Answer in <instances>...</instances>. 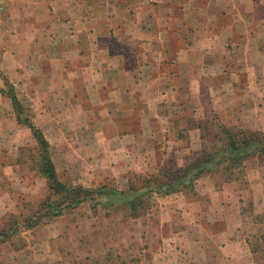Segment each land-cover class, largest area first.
<instances>
[{"label": "crops", "instance_id": "1", "mask_svg": "<svg viewBox=\"0 0 264 264\" xmlns=\"http://www.w3.org/2000/svg\"><path fill=\"white\" fill-rule=\"evenodd\" d=\"M3 79L12 82L43 131L56 171L54 145L78 144L81 164L108 166L114 175L128 170L116 178L124 189L133 173L164 172L165 160L187 157L189 145L205 142L198 124L206 111L203 96L213 112L236 118L253 107L263 120L264 0H0V87ZM2 94L0 226L8 209L19 213L11 191L46 185L42 174L34 169L40 176H33L17 159L31 130L17 121ZM20 132L28 134L25 140ZM7 157L13 162H5ZM63 158L73 156L66 151ZM199 178L195 192L155 193L144 215L130 217L125 210L124 217L135 222L156 212L157 228L167 227L157 233L158 264H258L241 231L231 181L214 188ZM85 202L91 208L89 200L76 206ZM109 210L99 205L92 218ZM52 226L29 228L21 247L12 242L18 234L1 242L0 264H48L45 256L53 252L36 245L54 249L51 242L60 232ZM38 229L50 232L43 238ZM129 231L142 238L135 226Z\"/></svg>", "mask_w": 264, "mask_h": 264}, {"label": "rangeland", "instance_id": "2", "mask_svg": "<svg viewBox=\"0 0 264 264\" xmlns=\"http://www.w3.org/2000/svg\"><path fill=\"white\" fill-rule=\"evenodd\" d=\"M2 81L3 87H7L6 81L11 82L9 79H3ZM3 96L6 99V107H11L8 96ZM202 99L204 101L203 107L206 108V111L203 117L199 118L198 124L200 125V135L203 137V141L208 142L214 139L213 134L216 132V123L218 120L236 127L261 131L264 136V118L260 120L259 115L257 113L255 114L253 111V107H244L245 110H240L236 118H233V116L232 118H228L222 111L219 113L215 112L217 109H215L214 112L211 111L209 108L212 107L211 101L206 96H203ZM262 99L264 101V96ZM23 101V104L27 102V100ZM24 111L27 114L28 112L30 113L29 107L25 104ZM214 113L218 115L217 119ZM240 120L242 122H240ZM21 124L25 127L24 129H27L25 124ZM20 135L23 136L25 140V136L28 134L20 132ZM28 138V144L21 146V155L18 156L17 159L20 158V162L23 166L31 167L30 171L33 176L37 174L39 177L40 175L34 172L36 168L33 165V157L36 153V146L31 133L28 135ZM78 146V144L65 145L64 149L61 143L54 145V156L57 166L60 169V171L57 172L63 181L79 184V181L84 182L87 180L88 185L81 183L87 186H97L102 183L116 185L117 177L122 174H125V176L130 174L128 170L123 168L115 170V175L113 174V169L108 166H96L91 168L92 166L89 165V161H84V165L81 164V162L77 160L79 155ZM188 147V151L185 153L189 152V155L192 154L190 155L191 157H189V155L187 157L181 155V157L174 162L167 159L164 162L165 166L163 168L167 170L168 167L177 165V163H189L194 159L192 157L193 155L201 154L202 145L199 147L196 145H189ZM66 151L73 156L72 160L68 162L63 158ZM16 155L12 158L14 159ZM61 155L63 156L61 157ZM9 159L11 158L7 157L5 162L12 163V159ZM95 162H97V160H95ZM66 163H69V165L67 166ZM244 169L245 173L240 179L231 181L230 192L232 193V199L240 204L242 217L240 224L241 231L244 237L251 240L253 246L256 248L255 261L258 264H264V251L260 241L256 240L260 231L264 229V210L261 208H253L254 205H264V154L258 153L246 158L244 160ZM199 177L202 185L208 182V185H213L214 188H216L219 184L220 174L219 170H214L204 173ZM24 179H29V176H23V180ZM32 189L35 191L30 192V190L22 189L17 193H14V191L10 192L15 195L17 200L15 212H23L24 214L31 212L34 210L37 202L46 193V185L40 182L37 183L36 188ZM10 211L8 209L4 214L5 222ZM93 211L94 210L90 208L89 204L85 202L79 206L68 208L65 212L67 214L64 213L63 218L54 217L39 224H54L55 226L51 227V231L55 233L56 231L60 232L57 237L55 236V241L51 242V246L54 248L53 250L50 249L49 243L36 245V248L41 252H53L45 256L48 264H122V261H124L125 264H149L151 261L158 264L161 258L158 260L156 259V252L158 251V246H161L162 243L157 241V233H163V230L167 231V227L164 226L162 229H159V227L157 228V220L155 219L156 212L154 213V218L153 215L150 214L147 216L148 218L143 217L133 222L124 217L126 216L124 208L114 209V211L110 209L108 211L109 215L99 218H92L94 214ZM132 224L133 228L134 226L136 227V231L142 230V238L137 235V239H134V235L129 231V228L133 230L131 227ZM92 229L96 231L92 232ZM25 230L27 231L24 232ZM25 230L12 238V242L15 246L21 247L26 244L24 235L29 236V229ZM38 231L40 230L38 229ZM40 232L42 234L39 233L41 234L39 236L45 238V235L50 231L41 230ZM144 235L147 237L144 238ZM49 249L51 251H49ZM106 253H109V255L108 259L105 260ZM39 257H41V255H38V258ZM40 264L47 263L43 260Z\"/></svg>", "mask_w": 264, "mask_h": 264}, {"label": "trees", "instance_id": "3", "mask_svg": "<svg viewBox=\"0 0 264 264\" xmlns=\"http://www.w3.org/2000/svg\"><path fill=\"white\" fill-rule=\"evenodd\" d=\"M6 85L7 87H0V91L10 98L17 121L27 125L35 139L33 165L46 178V193L31 212L9 214L5 224L0 226V243L10 240L23 229L33 228L62 214L66 208L74 207L83 200H89L93 210L101 205L112 210L124 208L130 217L142 216L155 201V193L175 190L195 192L194 180L214 170H219L218 185L240 179L245 173L244 160L258 153L264 154V136L261 131L236 127L218 120L214 139L203 142L201 154L189 163L161 173H133L124 189L107 183L97 186L68 183L59 177L55 169L43 131L24 111L13 84L6 81ZM214 115L217 119L218 115ZM256 240L260 241L264 251V229ZM249 244L256 253L251 240ZM122 264H125L124 261Z\"/></svg>", "mask_w": 264, "mask_h": 264}]
</instances>
